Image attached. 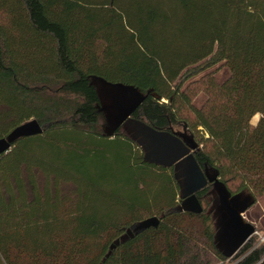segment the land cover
Here are the masks:
<instances>
[{
	"label": "trees",
	"instance_id": "16d2710c",
	"mask_svg": "<svg viewBox=\"0 0 264 264\" xmlns=\"http://www.w3.org/2000/svg\"><path fill=\"white\" fill-rule=\"evenodd\" d=\"M221 63L229 78L205 76L195 107L185 84ZM95 77L148 94L134 119L186 125L200 166L264 204V0H0V139L43 128L0 156V264H191L200 238L222 260L264 264L254 236L221 253L213 215L180 209L174 169L120 127L100 131ZM151 217L157 228L133 231Z\"/></svg>",
	"mask_w": 264,
	"mask_h": 264
},
{
	"label": "water",
	"instance_id": "95a60500",
	"mask_svg": "<svg viewBox=\"0 0 264 264\" xmlns=\"http://www.w3.org/2000/svg\"><path fill=\"white\" fill-rule=\"evenodd\" d=\"M92 80L99 81L114 92L116 103L110 108L117 119L116 129L124 125L133 133L131 138L143 150L145 161L174 169L180 188L181 210L194 214L203 213L204 207L197 193L213 183L216 198L210 212H214L213 220L216 229L214 242L221 253L232 257L256 231L255 226L247 222L243 216L256 203L254 195L245 190L231 194L220 180L217 169L208 166L201 167L195 157L199 145L192 136L187 138L173 130H159L134 119L133 113L148 94L140 92L131 85L110 83L96 77ZM42 133L43 128L36 120L22 124L7 137L0 139V156L8 153L12 144L19 139ZM159 224L158 217H151L136 224L133 231L140 233L149 228H157Z\"/></svg>",
	"mask_w": 264,
	"mask_h": 264
},
{
	"label": "rangeland",
	"instance_id": "374dc122",
	"mask_svg": "<svg viewBox=\"0 0 264 264\" xmlns=\"http://www.w3.org/2000/svg\"><path fill=\"white\" fill-rule=\"evenodd\" d=\"M213 76V78L218 83L225 82L230 76V70L225 65V63L218 64L207 71L201 73L200 75L195 76L191 80H189L184 88L191 87L196 93L195 97L193 98V105L197 108H202L208 100L207 94L203 91V87L201 82L204 80L205 76ZM93 84L95 85L96 89L99 92L100 100H101V109L105 114L106 122L100 125L99 129L103 132L104 135L112 136L115 133L117 119L113 115L112 107L116 103V97L114 92L109 88L103 86L99 81L92 80ZM257 120L255 121L254 118L251 121L253 126H256L261 118V115L258 114ZM121 130L124 131L128 136L132 137L133 133L125 128L124 125L120 126ZM175 131L182 132L183 126H176L174 127ZM233 191L234 188H232ZM73 190L71 186L67 187V194ZM212 199L208 198L207 201L203 203V207L210 212L212 208ZM209 202V203H207ZM211 215L214 212H210ZM244 219L255 226L257 234L254 236L256 241H260L261 237H264V204L260 201H257L247 212L243 215ZM215 223V221H214ZM215 227V224H214ZM216 230V229H215ZM188 259L190 260L191 264H235L236 259H220L210 248L208 243L205 242V239L200 238L199 243L193 246Z\"/></svg>",
	"mask_w": 264,
	"mask_h": 264
},
{
	"label": "flooded vegetation",
	"instance_id": "af4514ba",
	"mask_svg": "<svg viewBox=\"0 0 264 264\" xmlns=\"http://www.w3.org/2000/svg\"><path fill=\"white\" fill-rule=\"evenodd\" d=\"M173 131L176 132V133H181L183 136H185L187 138L189 136H192L194 138V140L196 141L194 133L192 131H190L186 125H183V131L182 132L175 131L174 129H173ZM207 187H210V191L208 192L207 197L213 200L212 201V205H213V202H214V200L216 198V192H215L213 183H210Z\"/></svg>",
	"mask_w": 264,
	"mask_h": 264
},
{
	"label": "built area",
	"instance_id": "2783aa9c",
	"mask_svg": "<svg viewBox=\"0 0 264 264\" xmlns=\"http://www.w3.org/2000/svg\"><path fill=\"white\" fill-rule=\"evenodd\" d=\"M256 234H257V231H255V233L253 234V236H255ZM253 236H252V237H253ZM252 237H251V238H252ZM251 238H250V239H251ZM259 243H264V237H261V240L259 241Z\"/></svg>",
	"mask_w": 264,
	"mask_h": 264
}]
</instances>
